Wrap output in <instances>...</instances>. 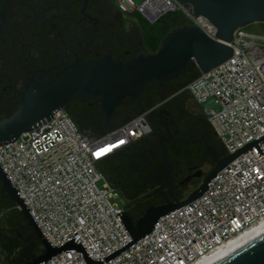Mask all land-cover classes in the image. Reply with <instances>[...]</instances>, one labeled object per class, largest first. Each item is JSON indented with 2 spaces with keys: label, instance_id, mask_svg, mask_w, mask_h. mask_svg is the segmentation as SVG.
<instances>
[{
  "label": "built area",
  "instance_id": "obj_1",
  "mask_svg": "<svg viewBox=\"0 0 264 264\" xmlns=\"http://www.w3.org/2000/svg\"><path fill=\"white\" fill-rule=\"evenodd\" d=\"M113 1L150 23L181 11L189 25L215 38V26L183 0ZM255 23L262 29L238 28L232 56L187 86L228 154L264 134V22ZM151 132L149 111L92 136L59 109L48 122L0 144V163L51 244L76 238L102 259L131 240L117 216L127 210L116 201L124 194L102 164ZM109 147V154L97 155ZM252 148L220 170L201 197L162 216L153 231L103 264H195L263 221L264 153ZM47 264L88 263L81 251L69 250Z\"/></svg>",
  "mask_w": 264,
  "mask_h": 264
},
{
  "label": "flooded vegetation",
  "instance_id": "obj_2",
  "mask_svg": "<svg viewBox=\"0 0 264 264\" xmlns=\"http://www.w3.org/2000/svg\"><path fill=\"white\" fill-rule=\"evenodd\" d=\"M3 10L0 23V121L12 117L26 102L34 110L31 113H42L41 108L47 105L46 97L55 80L79 58L98 60L111 56L114 60L127 61L140 52H149L143 44L136 18L123 13L113 0H6ZM182 77H174L177 80L173 84L170 83L172 78L166 85H151L143 94L128 97L116 109V118H123L144 106L149 107L152 132L138 142L140 146L136 150H130L131 156L137 157L130 172L138 170V181L145 182L146 195L161 199L152 205L172 201V195L179 197L189 186L196 189L207 175L199 165L190 166L186 176L202 170L201 176L181 184L184 179L178 180V177L182 170L170 162L165 148L164 141L167 143L173 138L171 127L176 114L172 103L170 108L163 104L169 98L178 99L175 89L181 86ZM158 97L164 98L159 104L156 103ZM100 100L101 95L85 97L75 91L59 109L66 110L75 119L87 118L93 124L102 125ZM196 118L201 125L199 129L207 130L204 118L201 115ZM153 146L161 148L165 161L163 169L151 159L156 155L152 152ZM226 155L227 150L223 148L217 157ZM192 167H196L194 171H190ZM112 179L124 194L125 180Z\"/></svg>",
  "mask_w": 264,
  "mask_h": 264
},
{
  "label": "water",
  "instance_id": "obj_3",
  "mask_svg": "<svg viewBox=\"0 0 264 264\" xmlns=\"http://www.w3.org/2000/svg\"><path fill=\"white\" fill-rule=\"evenodd\" d=\"M5 1L0 0V23ZM183 1L192 6L195 16H204L215 26V38L202 27L194 24L171 31L164 37L156 52H140L127 61L114 60L111 56L98 60L79 58L55 80L54 87L49 89L51 93L46 97L47 105L41 108L42 113H36L37 115L31 113L34 110L31 109L30 103L26 102L12 117L0 121V144L14 141L24 131L42 122H48L55 110L61 108L75 91L85 97L91 94L101 95L102 129L108 133L116 118V109L124 104L128 97L143 94L151 85L168 84L171 78L186 70L190 63L201 71L216 67L232 56L234 49L231 42L238 28L255 22H264V0ZM59 89H61L60 93ZM263 140L264 134L232 154L220 158L215 156L216 165L206 175L204 182L192 190L187 198L180 199L172 195V201L149 206L137 220L128 210L118 213L117 216L131 236V240L102 259L92 258L82 242L76 238H71L58 246L51 244L0 163V182L3 191L13 200L44 248V252L20 264H47L55 255L69 250L81 251L88 264L106 263L153 231L162 216L201 197L210 188L209 183L217 173L238 155L246 153L249 148L253 149L254 145L258 153L263 154L264 150L261 146ZM195 168H190V171H194ZM201 173L202 170L192 172L181 184L188 183L193 177L201 176ZM165 178L167 179V175ZM168 186L170 188V184ZM215 264H264V234L255 237Z\"/></svg>",
  "mask_w": 264,
  "mask_h": 264
},
{
  "label": "rangeland",
  "instance_id": "obj_4",
  "mask_svg": "<svg viewBox=\"0 0 264 264\" xmlns=\"http://www.w3.org/2000/svg\"><path fill=\"white\" fill-rule=\"evenodd\" d=\"M140 24L139 20L136 19ZM141 28V26H140ZM249 29L253 31L261 30V25L258 23H253L249 25ZM142 33V28H141ZM143 38V34H142ZM144 44V43H143ZM193 65V64H192ZM194 66V65H193ZM195 68L196 70H193ZM189 69L185 75H183V80L181 86L175 89L178 93V99H170L169 101L163 104V107L170 108V103H172L173 112L176 114L173 117V121L175 122L171 127L172 135L178 137H189V135H193L198 132L197 138H195L198 143V147L194 148L195 161L194 165H199L200 168L204 171L205 174H208L216 165L215 156H217L216 147L214 143L211 141L212 136H215L216 142L218 145L224 146L219 137L215 134L214 129L211 124L207 120L205 111L202 106L195 102L191 93L187 90L188 84L195 79V77L199 74V68L194 66ZM181 77V75H179ZM177 78H173L170 83H175ZM164 98L158 97L157 102L159 104ZM149 109L148 106H144L142 109H138L133 111L130 115L123 118H115L113 125L110 127V130L119 126L123 121L132 115L147 112ZM193 115H201L204 118L207 130H204V127L201 126L200 123H197L196 116ZM78 120L82 129L86 131H90V135L92 136H101L106 134L102 125L99 123L93 124L90 119L85 118H76ZM153 121V119H151ZM154 124V121H153ZM155 125V124H154ZM165 145L166 142L164 141ZM140 146V143H135V145L131 146L130 149H126L125 152L120 155L119 153L110 157L106 162L102 164V167L106 172L110 175V177L114 178H124V172H128L130 167L133 165V162H137L136 156H131L130 150H136L137 147ZM225 148V146H224ZM203 150L202 157H197L199 151ZM118 155V156H117ZM116 156V157H115ZM184 158L182 160L181 173L178 177V180H182L186 176V172L190 166L188 156L186 152H184ZM115 157V158H114ZM190 157V156H189ZM174 171V170H173ZM113 180V179H112ZM193 186H189L187 190L180 193L178 196L180 199H185L193 190ZM127 198V197H126ZM124 195H121L116 201L122 206L127 208V200ZM0 264H15V261L18 259V255L20 251L10 247L9 249L4 246L3 239H10L17 241L18 239H24L26 234L24 225L22 221H24L20 210L16 207L13 200L9 197L7 193L2 192V186L0 185ZM19 218H23L22 221ZM27 222V221H26ZM18 242V241H17ZM18 250V251H17Z\"/></svg>",
  "mask_w": 264,
  "mask_h": 264
},
{
  "label": "trees",
  "instance_id": "obj_5",
  "mask_svg": "<svg viewBox=\"0 0 264 264\" xmlns=\"http://www.w3.org/2000/svg\"><path fill=\"white\" fill-rule=\"evenodd\" d=\"M133 16L136 19H138L140 22V26L142 28V34H143V43H144L146 50L149 52H156L159 49L161 42L164 39V37L167 34H169L171 31H173L177 28H180V27L188 26L190 24V21L188 20V18H186V16L181 11L169 13L155 23L148 22L139 14H134ZM193 67L194 66L190 63L188 65V68L186 70L182 71L180 73V75L181 76L185 75V73ZM193 70H196V69L193 68ZM200 73H201V70L199 69V74ZM199 74L196 77H198ZM156 95L157 96L159 95L158 92H156ZM136 115H138V114L132 115L131 117L127 118L120 125L124 124L125 122H127L131 118L135 117ZM197 135H198V132L195 133L194 137H192L193 135L191 134L187 138L182 137V136L176 137L173 135V138L169 142L166 143L165 148H166L169 160L172 164H174V165L177 164V166L179 168H181L182 160L184 158V156H183L184 152H186L190 156V157L188 156L189 164L192 165L194 163L195 158H196L195 155H193L194 148L198 147V143H197V141H195L196 140L195 138H197ZM212 137L213 138H211V141L214 143V146L216 147L217 154H219L223 150L224 146L218 145L216 142L215 136H212ZM139 141H137L135 143H138ZM135 143L132 144L131 146L135 145ZM131 146H129V147H131ZM128 148H126V149H128ZM126 149H124L123 151H125ZM199 150H201V149H199ZM153 151L156 153V155L154 158L151 157L152 161L157 162V165L163 169L165 166V161L163 158L161 148L159 146L158 147L153 146L152 152ZM122 152H120V153H122ZM149 152H150V150H149ZM197 153H198L197 157H202L203 150H201ZM103 170L110 177V175L108 174V172L105 171L104 168H103ZM131 171L132 172H130V169H129L128 172L127 171L124 172V178L123 179L125 180L127 187H124L123 190H124L125 197H127L126 198L127 202H128L127 210L134 217V219L137 220L138 218H140L145 213L146 209L150 205H152L156 202H160L161 199L152 198V197H149L148 195H146V191H147L146 189L147 188L145 187V182L142 180L138 181V179L140 177L139 173H137L138 170H131ZM110 179L112 180L111 177H110ZM0 210H1V205H0ZM22 217H23V215H22ZM19 219L22 221L21 218H19ZM23 220L24 221H22V223L24 225V228H25V231L27 234L24 239L20 238L17 240L18 242L14 241V240H10V239H3V244L8 249L10 247H12V248L15 247V249H18L19 251H20V249L22 250V251H20V254L18 255V259L15 261V264H20L26 260L31 259L32 257L44 252V248H43V245L41 244L40 240L34 234V231L32 230V228L30 226H28L26 220L25 219H23Z\"/></svg>",
  "mask_w": 264,
  "mask_h": 264
},
{
  "label": "bare ground",
  "instance_id": "obj_6",
  "mask_svg": "<svg viewBox=\"0 0 264 264\" xmlns=\"http://www.w3.org/2000/svg\"><path fill=\"white\" fill-rule=\"evenodd\" d=\"M110 153V147L108 148ZM264 234V220L261 221L259 224L255 225L254 227L246 230L239 236H236L229 241L225 242L222 246H220L217 250H215L210 255L197 260L195 264H215L218 261L224 259L225 257L229 256L230 254L234 253L235 251L242 248L248 242H250L255 237Z\"/></svg>",
  "mask_w": 264,
  "mask_h": 264
},
{
  "label": "snow or ice",
  "instance_id": "obj_7",
  "mask_svg": "<svg viewBox=\"0 0 264 264\" xmlns=\"http://www.w3.org/2000/svg\"><path fill=\"white\" fill-rule=\"evenodd\" d=\"M109 149H102L101 150V153H97V155H101V154H103L104 152H107Z\"/></svg>",
  "mask_w": 264,
  "mask_h": 264
}]
</instances>
